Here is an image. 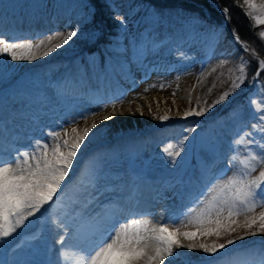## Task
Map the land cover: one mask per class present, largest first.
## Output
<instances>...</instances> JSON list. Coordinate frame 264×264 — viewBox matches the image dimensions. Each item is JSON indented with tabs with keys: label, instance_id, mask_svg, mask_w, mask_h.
<instances>
[{
	"label": "snow or ice",
	"instance_id": "snow-or-ice-1",
	"mask_svg": "<svg viewBox=\"0 0 264 264\" xmlns=\"http://www.w3.org/2000/svg\"><path fill=\"white\" fill-rule=\"evenodd\" d=\"M244 4L250 9L257 7L254 0H244ZM41 6L48 7L47 4ZM167 7L146 5L143 20L134 21L132 16L119 11L112 0H75L71 6L76 17L74 25L66 33H56L62 36L57 43L48 35L47 47L41 56L33 49H40L45 44L43 39L37 44L14 42L6 38L10 33L0 27V56L5 57L0 63V133L10 122L27 117L40 89L39 77L13 65L33 64L70 42L79 41L96 49L77 57L78 69L69 73L67 79L81 88L78 100H93L100 111L111 108V112L102 117L101 124L125 115L142 116L144 112L141 107L135 110L118 107L123 104L126 90L119 94L109 93L106 100L94 99L89 91L103 94L111 79L130 78L136 84L135 71L147 69L148 57L159 55L165 49L177 60H184L192 55L193 48L203 47L209 40L218 46L230 36V42L239 45L255 63L249 78L245 69L250 61L243 60L241 55L240 75L232 82L231 90L206 107L185 111L181 117L187 120L212 116L207 122L216 126L201 142L202 150L208 154L201 176L185 178L176 174L166 178L153 174L147 166H138L143 145L136 140L125 142L115 152L91 153L82 160L92 137L100 131L97 121L82 129L72 127L71 135L65 129L63 138L59 132L52 131L46 136H29L27 147H21L16 141L6 143L0 137V264H64L61 250L68 247L79 254L80 264H264V210L258 215L255 213L257 207L264 209V99H253V96L264 97V80H261L264 58H258L256 50L241 40L236 29L224 31L231 23L230 9L222 6L219 0H213V7L219 10L222 20L212 25L203 23V34L195 38L183 26L180 32L168 30L167 35H162L170 15L166 14ZM259 7L264 9V0ZM105 9L109 13L107 16ZM138 10L139 6L133 10V16ZM255 21L264 25L260 15ZM112 23L116 25L115 34L111 30ZM133 23L135 30L130 27ZM39 36L36 32L33 38ZM259 37L264 38V31ZM217 58L224 63L229 57L221 52ZM200 63L203 68L204 62ZM187 67L190 66L185 70ZM148 74L145 72V77ZM90 80H94L95 85L89 89ZM55 85L53 81L46 87ZM242 93H246L251 109L247 114L235 103V98ZM222 105L227 107V112L215 115L214 110ZM148 111L151 112L150 105ZM89 115L96 113L83 112L70 123L78 125ZM159 119L166 121L170 117L165 115ZM225 119L230 121L228 127L222 124ZM202 123L197 120L185 131L194 132ZM188 140L189 135H185L176 150H172L171 143L163 149L166 164L173 170L177 169V158L181 157ZM237 146L246 148L245 158L240 161L242 167L235 178L230 176L217 189L208 207L202 209L197 219L201 227L197 231H181L179 226L169 228V223L180 222L181 213L168 212L159 222H153L154 214L145 198L147 191L159 196L162 187L174 186L173 198L194 195L199 203L216 179H223L232 171ZM217 160L223 167L214 172L208 184L193 191L189 186L201 183L203 174L213 172ZM88 161H91L89 182L84 192L76 200L64 201V189ZM257 167L260 170L252 175ZM241 215L244 216L242 223L237 219ZM20 230L28 234L18 242ZM198 233L215 235L223 242L181 243V239L194 240ZM258 235L262 237L257 242L259 247L244 243L247 238ZM50 236L51 247L58 253L55 260L47 257Z\"/></svg>",
	"mask_w": 264,
	"mask_h": 264
},
{
	"label": "rangeland",
	"instance_id": "rangeland-1",
	"mask_svg": "<svg viewBox=\"0 0 264 264\" xmlns=\"http://www.w3.org/2000/svg\"><path fill=\"white\" fill-rule=\"evenodd\" d=\"M74 2L75 0H0V27L10 33L6 38L13 40L14 42H31L37 44L40 42V39H43L45 44L42 45L40 49H33L37 56H41L47 47L48 35H52L53 43H57L62 39V36L56 35V33H66L69 28L74 25L76 17L71 8ZM148 2L169 6L168 2L165 0H149ZM175 3L177 4L175 6H182L190 10H196L200 12V14L209 16V13L205 9H202L197 5L183 3L181 0H175L173 4ZM254 3L257 7L255 9H250L244 4V0H241L242 7L244 8L246 15L249 17L251 25L257 28V33L259 34L264 31V25L256 24L255 17L260 15L264 18V9L259 7L262 0H254ZM42 4H47L48 7H42ZM54 4L61 5V7H53L52 5ZM173 4L171 2V5ZM117 7L119 11L132 16L134 21L143 20L144 7L142 8V15L139 14L138 10L134 16L133 10L137 9L135 6L126 4L117 5ZM178 12L179 14L176 15L177 12L166 11V14L170 15L169 20L165 24L162 35H167L168 30L180 32L182 30L181 26H183L184 29H188L193 38L203 34L201 24L195 21V17L192 13L187 11L186 14H181V11ZM174 14L176 15V18L173 16ZM171 16L173 18H171ZM221 20L222 17L220 16L218 21H213L215 23L212 24H217ZM130 27L135 30L136 24L133 23ZM230 30L231 29L228 25L227 28L224 29V31ZM36 32L40 33L39 38H33ZM262 40L264 41V38H262ZM246 44L250 48L256 50L258 58H263L259 55L260 49L256 47V44ZM80 46L84 47L79 41L76 43L70 42L69 45H65L61 49L56 50V52L50 54L49 57L36 60L33 64L20 62L13 65L18 69L22 68L25 71L30 72L32 75L39 77L40 89L38 98L32 104L27 117L23 120L17 118L14 122H10L7 125L6 130L3 133H0V137L3 139L7 138L5 140L6 143L16 141L14 137L8 136L10 131L14 136L15 133L18 135L21 134L22 137H32L33 134V138L46 136L48 132L52 131L59 132L61 138H63L65 129L69 133V124L72 118H78L81 113L95 112L96 115H99L111 112L110 107L105 111H100V106L93 100L87 98L78 100L77 97L82 94L79 86L78 89L80 90L78 92H76V89H74V92L65 89V85L69 87L74 85V83H70L72 81L69 79L65 80L64 83L61 82L60 87L58 86L57 90L55 87L56 85L53 88L46 87L49 82L65 77L64 75L70 69V64H73L78 68L80 61L77 60V57L81 55L79 53L76 54L75 52L80 49ZM217 52H224L228 55L229 58L227 62L222 63L221 60L217 58L220 54L215 55ZM241 55L243 60L250 61L245 69V72L250 78L255 63L251 62V57L248 53L242 52L239 45L230 42L229 36L228 41L221 42L218 46H214L212 41L209 40L205 46H197L193 48L192 55L184 60H177L176 57L170 55L167 49H165L159 55L148 57L147 64L149 67L147 69L135 71L136 84H133L130 78L120 80L111 79L106 83L103 94L92 93L89 91V96L94 97V99L106 100L109 93L119 94L122 90H126L127 95L122 105L124 107L127 106L129 108H134L135 102H141L144 98L140 88L143 89V92H146V84L148 88H151L154 82H156L154 79L158 77L161 79L163 78L164 80L162 79V81L165 83L168 80L169 84L165 87L166 89L160 88L155 91L160 94L167 91V89L169 91H175L177 98H183L182 100L185 101V105L175 114H169L168 112L151 113L148 116V120L141 124V127L136 130L131 131L127 128L118 127L111 138H108L105 129L101 128L97 133V140L86 151L85 157H82V160L91 153L104 154L115 152L125 142L136 140L143 145L140 157L137 160L138 166H147L151 171L155 167H160L162 173L159 175L154 172L152 173L166 178L176 174H180L185 178L201 176L203 164L208 157V154L201 148V142L208 136L209 130L216 126L207 122L212 119V116L199 118L189 117L187 120L181 119V117L185 111L190 109L199 110L200 107H206L219 99L224 92H229L231 90L232 82L236 80L238 75H240L239 66L241 60L239 57ZM4 61L5 57L0 56V63H3ZM201 61L204 62L203 68L200 63ZM212 65H219V68H217L213 77L210 78V80H207L205 85L192 88V90L187 92L188 96L181 93L179 85L186 72L190 73L189 75L193 82L195 80L201 81L205 71ZM66 66L69 67L67 68ZM153 66H155V70H153ZM186 66L190 67H187V70H185ZM65 67L67 69H65ZM62 68H64L63 71H61ZM145 72L150 74L145 77ZM17 75H19V73H17ZM262 78H264V76H262L261 79ZM94 85V80L89 81V89ZM251 91L255 92V89H252ZM130 93L133 94V97H129ZM134 97L136 98L135 101L130 104L129 102L133 101ZM253 99L260 100L264 99V97L253 96ZM235 103L237 106H240L245 110V114L251 111V109L248 108L246 93H242L240 97H236ZM0 104H2V101H0ZM262 107H264V105H262ZM255 110L259 112L260 108H256ZM226 112L227 107L223 105L218 106L217 109L214 110L215 115H224ZM165 115L169 116L170 119L161 121L159 117ZM88 120L89 116L83 121L87 122ZM197 120L203 122L202 126L196 128V131L194 132L187 133L185 129L193 127ZM61 121L64 122L62 123ZM222 124L225 127H228L230 121L225 119L222 121ZM35 130L38 132L34 133ZM185 135H189V140L185 142V150L181 153V157L177 158V169L173 170L171 166L166 164L167 156L163 152V149L171 143L173 145L172 150H176L179 142ZM28 137L23 145H20L21 147L28 146L30 143ZM224 143L226 145V141ZM245 153L246 148L237 146L234 153L236 164L232 171L227 175H224L223 179H216L215 183L212 184L209 191L203 196L199 203H196L194 195L185 199H182L180 196L173 198L174 186L162 187L159 196L152 192L154 199L151 203L147 199V207L154 214L152 217L153 222H159L161 217H166L168 215V212L181 213L179 217L180 222L178 224L169 223V228L172 229L179 226L181 231H197V228L201 227L198 225L197 219L200 216L202 209L208 207L211 197L217 194V189L225 183L230 176L235 178V174L242 167L240 161L245 158ZM251 163L255 164V161H252ZM90 164L91 161L85 163L82 170H80L71 182L68 183L67 187L64 189V201L76 200L84 192L85 187L89 182ZM222 167L223 165L217 160L213 172L203 174L201 183L195 184L194 186L190 185L189 187H192L193 191L201 189L213 178L214 172L219 171ZM259 170L260 168L257 167L256 172L252 173V175H256ZM193 204L195 206H192ZM261 210L264 209L257 207L255 213L258 215ZM237 219L242 223L244 216L241 215ZM27 234L28 233L25 230H20L17 238L18 242L21 238H26ZM261 239L262 237L259 235L256 237H249L244 243L249 246L259 247L257 242ZM189 242L197 244H212L213 242L220 243L223 241L222 239H217L215 235L202 236L198 233L192 241L181 239V243ZM48 244L49 248L47 250V257L55 260L58 253L51 247V236L49 237ZM68 248L61 250L63 253L61 259L64 264H80L79 254L71 247Z\"/></svg>",
	"mask_w": 264,
	"mask_h": 264
},
{
	"label": "bare ground",
	"instance_id": "bare-ground-1",
	"mask_svg": "<svg viewBox=\"0 0 264 264\" xmlns=\"http://www.w3.org/2000/svg\"><path fill=\"white\" fill-rule=\"evenodd\" d=\"M218 54H220V53L219 52L215 53V55H218ZM217 68H219V65L210 66L205 71L203 77L201 78V81L195 80L194 82L189 75L190 73L186 72L182 78L181 84L179 85L181 93L188 96L187 92L192 90V88H194L196 86L201 87V86L205 85L207 83V80H210V78L213 77ZM162 79L158 78V77L156 79H154V80H156V82H154V84H153V85H155V87L151 86V88H148L147 84H146V86H145V88H146L145 90H147L146 92H143V89L140 88L141 92L144 95V98L141 102L136 101L134 108H132V109L135 110L137 107H141L143 112H144V114L142 116L139 114H137L135 116L125 115L123 117H117V119L115 121H107V122H104L103 124H101L99 122L101 121V119L104 115L109 114L108 112H106L104 114H99V115H89V120L87 122L80 120L78 125H73L71 123L69 124L70 125L69 126L70 135H71V128L72 127H78L79 129H82L85 125H91L93 121H97L98 128L100 130H101V128H104L106 133L108 134V138H111L113 136V134L115 133L116 128H118V127L127 128V129H130L131 131L139 129L141 127V124L145 123L148 120V116L151 113L168 112L169 114H175L182 106L185 105V103H184L185 101L182 100L183 98H180V99L177 98V94L175 93V91H169L167 89V91H165L161 94L157 93L155 90L160 89L161 84L164 85V87L161 89H166L165 87H167V85L169 84L168 80L165 83L162 81ZM174 93H175V95H174ZM129 97H133V94L130 93ZM149 105L151 107V112L148 111ZM118 107H121L123 110L129 109V107H127V106L124 107L123 105H118ZM37 132L38 131H36V130L34 131V133H37ZM8 136L14 137L20 145H23V143L27 140V137H28V136L22 137L21 134L18 135L17 133H15V136H14L11 131L9 132ZM97 136L98 135L92 137L90 147L97 140ZM32 137H33V134H32ZM6 139H4V141ZM152 172H154L155 174H158V175L160 173H162L160 167H155L152 170ZM145 198H146V200L148 199V201L150 203L153 201L154 195L152 194L151 190H149L145 193Z\"/></svg>",
	"mask_w": 264,
	"mask_h": 264
},
{
	"label": "trees",
	"instance_id": "trees-1",
	"mask_svg": "<svg viewBox=\"0 0 264 264\" xmlns=\"http://www.w3.org/2000/svg\"><path fill=\"white\" fill-rule=\"evenodd\" d=\"M148 1L149 0H112L113 4H115L116 6L126 5V4L135 6L136 8L137 6H139L138 12L141 15L143 13L142 8L144 6L151 5V4L158 5L156 3H152ZM165 1H167L169 4V6L166 8L165 11L177 12L176 15L179 14L178 11H181V14H186V12L188 11L194 15L195 21L200 23L201 25L203 23H207V24L215 23L213 21H216V20L218 21L219 17L221 16L219 10L213 7V0H181L183 3L197 5L201 7L202 9H205L209 13L210 17L204 14H200V12L196 10H190L182 6H175L177 5L176 3L173 4L175 0H165ZM171 2L173 5H171ZM219 2L222 6H227L230 9L229 14L231 16V23L228 24V27L230 29H233V28L236 29L242 41H245L246 43L256 44V47L260 49L259 55L264 58V44H263L264 41L262 40V38L259 37V34L257 33V28L251 25L249 17L246 15L245 10L242 7L241 0H219ZM104 13H106L105 14L106 16L109 15L107 9L104 10ZM176 15L174 14L173 16L176 18ZM171 18L173 17L171 16ZM111 30L113 34H115L116 25L114 23L111 24ZM95 50H96L95 48L90 49L86 46L84 47L80 46V49L77 50L75 53L76 54L79 53L80 55H82L83 52H90V51H95ZM76 68L77 66L73 65L72 69H69L68 74L69 72L74 73L75 71H77L78 68L77 69ZM261 80H264V78H262Z\"/></svg>",
	"mask_w": 264,
	"mask_h": 264
}]
</instances>
